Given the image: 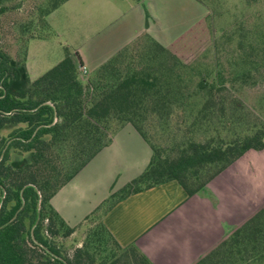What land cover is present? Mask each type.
I'll use <instances>...</instances> for the list:
<instances>
[{
  "label": "trees",
  "instance_id": "trees-1",
  "mask_svg": "<svg viewBox=\"0 0 264 264\" xmlns=\"http://www.w3.org/2000/svg\"><path fill=\"white\" fill-rule=\"evenodd\" d=\"M65 1H47L40 10L43 22L18 54L4 48L0 31V264H152L134 244H119L103 215L130 194L170 180L188 196L196 193L247 150L264 148V123H256L245 104L230 97L223 81L200 76L176 55L174 44L191 28L169 46L143 31L85 81L78 54L76 63L65 45L61 60L30 79L27 44L51 34L46 17ZM19 4L0 0V20ZM31 20L21 25V33ZM250 74L248 69L236 78L244 82ZM215 119L220 128L196 138ZM125 124L149 145V162L85 216L79 224H89L84 239L68 248L64 241L76 227L50 199ZM154 125L168 131V145L151 140L148 128ZM193 264H264V207Z\"/></svg>",
  "mask_w": 264,
  "mask_h": 264
},
{
  "label": "crops",
  "instance_id": "crops-1",
  "mask_svg": "<svg viewBox=\"0 0 264 264\" xmlns=\"http://www.w3.org/2000/svg\"><path fill=\"white\" fill-rule=\"evenodd\" d=\"M59 7L46 19L54 33L64 36L57 18L52 19ZM82 10L87 22L93 21L94 7L88 4ZM72 24L76 41L71 46L82 66L88 64L93 70L144 31L127 20L100 42L92 22L85 39L77 29L81 26L74 20ZM150 156L151 149L139 133L124 125L50 203L76 227L112 191L140 174ZM259 207H264V148L247 150L190 196L170 180L118 201L102 220L119 244H134L152 264H193Z\"/></svg>",
  "mask_w": 264,
  "mask_h": 264
},
{
  "label": "rangeland",
  "instance_id": "rangeland-1",
  "mask_svg": "<svg viewBox=\"0 0 264 264\" xmlns=\"http://www.w3.org/2000/svg\"><path fill=\"white\" fill-rule=\"evenodd\" d=\"M17 1L19 6L5 13L0 20L2 44L12 54L20 52L25 38L43 22L40 10L45 9L48 0ZM88 4L94 7L93 21L89 22L82 12ZM53 17L57 18L65 35H57L51 30V34L43 39L29 40L26 69L30 79L37 78L61 60L65 45L78 63L71 46L76 41L72 36L75 31L73 20L81 26L77 29L84 39L87 38L86 27L92 22L100 42L127 20L136 28L141 26L164 46H169L191 28L174 44L176 55L200 76L215 75L223 81L230 97L240 99L256 123H264V0H106L105 4L72 0L60 6ZM30 19L33 23L21 33V25ZM86 66L90 73L93 68ZM248 69L251 77L246 81L243 82L240 76L236 78ZM86 77L87 74L80 76L82 81ZM173 123L172 120L171 126ZM217 127L220 128L215 119L207 131L201 128L196 138H204ZM148 132L155 143L168 145L171 141L168 131H160L156 125L149 126ZM94 223L92 220L90 225ZM88 225H77L74 233L64 241L65 246H79Z\"/></svg>",
  "mask_w": 264,
  "mask_h": 264
},
{
  "label": "built area",
  "instance_id": "built-area-1",
  "mask_svg": "<svg viewBox=\"0 0 264 264\" xmlns=\"http://www.w3.org/2000/svg\"><path fill=\"white\" fill-rule=\"evenodd\" d=\"M80 72H81L82 74H85V73L87 72L86 67H85V66H81V67H80Z\"/></svg>",
  "mask_w": 264,
  "mask_h": 264
}]
</instances>
